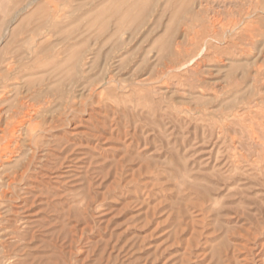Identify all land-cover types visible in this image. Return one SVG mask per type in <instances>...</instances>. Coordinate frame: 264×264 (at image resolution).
<instances>
[{
	"label": "rangeland",
	"instance_id": "obj_1",
	"mask_svg": "<svg viewBox=\"0 0 264 264\" xmlns=\"http://www.w3.org/2000/svg\"><path fill=\"white\" fill-rule=\"evenodd\" d=\"M0 93V264H264V0H0Z\"/></svg>",
	"mask_w": 264,
	"mask_h": 264
},
{
	"label": "bare ground",
	"instance_id": "obj_2",
	"mask_svg": "<svg viewBox=\"0 0 264 264\" xmlns=\"http://www.w3.org/2000/svg\"><path fill=\"white\" fill-rule=\"evenodd\" d=\"M193 2H194V1H193ZM181 3H182V2H181ZM257 4L259 5V1H258ZM199 5H200V4H199ZM179 6H180V5H179ZM227 6H228V5H227ZM221 7H222V6H221ZM219 8H220V7H219ZM248 13H249V11H247V14H248ZM162 17H163V16H162ZM214 17H216V16H214ZM254 19H255V18H254ZM221 20H222V19H221ZM211 22L216 23V22H218V20L216 21V18H214L213 21L211 20ZM245 26H246V25H245ZM245 28H246V27H245ZM175 31H176V30H175ZM250 34H251V33H250ZM171 36H173V35H171ZM251 36H252V35H251ZM169 38H170V37H169ZM197 38H198V37H197ZM248 38H249V37H248ZM169 40H170V39H169ZM166 41H168V40L166 39ZM168 42H169V41H168ZM259 44H260V43H259ZM221 47H222V46H221ZM224 48H225V47H224ZM203 50H204V47L201 48V50L198 52V54H200ZM35 53H36V52H35ZM170 53H171V52H170ZM21 58H22V57H21ZM45 60H46V59H45ZM47 60H48V59H47ZM33 62H34V61H33ZM35 62H36V61H35ZM227 62H228V61H227ZM231 62H232V61H231ZM245 62H246V61H245ZM241 63H242V62H241ZM47 66H48V64H47ZM46 68H47V67H45V68L43 69V75L40 74L41 76H45V75H47V73L44 74V72H47V71H44ZM8 70H9V69H8ZM46 70H47V69H46ZM48 70H49V69H48ZM51 70H52V69H51ZM51 70H50V71H51ZM11 71H12V70H11ZM32 71H36V70H32ZM41 71H42V70H41ZM50 71H49V72H50ZM6 72H7V70L5 71V73H6ZM52 72H53V74H54V71H52ZM8 73H9V71H8ZM50 74H51V73H50ZM50 74H48V76H49L48 81H51L50 79H51V78H54V77H52V76H51V78H50ZM31 75H32V74H31ZM40 75H39V76H40ZM33 76H34V75H33ZM35 76H36V74H35ZM41 76H40V77H41ZM53 76H55V75H53ZM15 77H16V76H14V78H15ZM17 77H18V76H17ZM17 77H16V78H17ZM19 77H20V75H19ZM19 77H18V78H19ZM27 77H28V76H27ZM20 78H23V77H20ZM28 78H29V77H28ZM30 78H31V76H30ZM30 78H29L27 81H31ZM43 78H44V77H42V79H43ZM46 78H47V77H46ZM46 78H44V79H46ZM37 79L39 80L40 78L38 77ZM32 80H34V79H32ZM38 80H37V81H38ZM54 80H56V79H54ZM27 81H26V82H27ZM45 81H46V80H45ZM26 82H24V83H26ZM46 82H47V81H46ZM53 82H54V81H53ZM24 83H22V84H24ZM26 84H30V82H28V83H26ZM26 84H24V85H26ZM37 84L39 85V84H41V83H38V82H37ZM46 84H47V83H46ZM51 84H53V83L51 82ZM34 85H35V84L33 83L32 86L34 87ZM42 85H44V83H42ZM16 86H18V84H17ZM22 86H23V85H22ZM44 86H45V85H44ZM44 86H42V87H44ZM47 86H48V85H47ZM47 86H46V87H47ZM4 87H5V86H4ZM7 87H8V86H6V88H7ZM9 87H11V86H9ZM19 87H20V86H19ZM35 87H36V86H35ZM39 87L41 88V85H40ZM39 87H37V89H39ZM48 87H49V88H50V87L52 88L53 86H50V85H49ZM2 88H3V87H2ZM4 89H5V88H4ZM12 89H14V88H12ZM19 89H20V88H19ZM22 89H23V88H22ZM29 89H30V88L28 87V90H29ZM42 89H43V88H42ZM7 90H11V89L9 88V89H7ZM40 90H41V89H40ZM40 90H39V92H40ZM43 90H44V89H43ZM43 90H42V91H43ZM51 90H52V89H51ZM20 91H21V90H20ZM22 91H23V90H22ZM36 91H37V90H36ZM6 92H7V91H6ZM11 92H12V91H10V93H11ZM30 92H31V91H30ZM49 92H50V91H49ZM51 92H52V91H51ZM8 93H9V92H8ZM16 93H17V92H16ZM25 93H26V92H25ZM27 93H29V92H27ZM27 93H26V94H27ZM42 93H43V92H42ZM42 93H41V95H43ZM1 94H2V93H0V95H1ZM5 94H6V93H4V96H5ZM11 94H12V93H11ZM18 94H19V93H18ZM32 94H33V93H32ZM45 94H46V93H45ZM47 94H48V92H47ZM49 94H50V93H49ZM29 95H30V94H29ZM29 95H26V96L29 97ZM35 95H39V94H35ZM51 95H52V94H51ZM17 96H18V95H17ZM17 96H16V97H17ZM26 96H25V97H26ZM47 96H48V95H47ZM49 96H50V95H49ZM1 97H2V96H1ZM22 97H24V95H22ZM22 97H21V98H22ZM50 97H51V96H50ZM2 98H3V97H2ZM18 98H19V97H18ZM21 98H20V99H21ZM29 98H30V97H29ZM35 98H36V104H37V102H38L39 100H37V97H35ZM13 99H15V98H13ZM24 99H25V98H24ZM24 99H23V100H24ZM26 99L28 100V98H26ZM26 99H25V102H28V101H26ZM30 99H31V98H30ZM16 100H17V101H20V100H18V99H16ZM16 100H15V102H16ZM23 100H22V102L20 101V104H19V102H18V104H19V108H18L17 110L15 109V110H16L17 113H19V114H23V120L21 121V124H23V125L25 126V129H26L27 132H28V131H31V133H32L31 136L33 137V136H34V135H33L34 133H33L32 131H33V130H37L36 125L33 123V118H37V117H38V116L36 115L37 112H36L35 110L32 111V109H31L32 104L30 105V104H28V103H25V102H23ZM33 100H34V97H33ZM30 101H32V100H30ZM45 101L47 102L48 100H45ZM51 101H52V100H51ZM49 102H50V100H49ZM1 103H2V102H1ZM42 103H43V102H42ZM42 103H41V105H42ZM47 103H48V102H47ZM47 103H46V104H47ZM50 103H51V102H50ZM12 104H13V103H12ZM26 104H28V105H26ZM34 104H35V102H34ZM6 105H7V104H6ZM43 105H44V104H43ZM10 106H11V105H10ZM10 106L8 105V107H10ZM14 106H15V105H14ZM14 106H12V108H13ZM35 106H36V105H35ZM49 107H50V106H49ZM44 108H45V107H44ZM13 109H14V108H13ZM45 109H47V108H45ZM45 109H41V108H40V110H45ZM8 110H9V108H8ZM0 111H1V110H0ZM3 112H6V111H3ZM9 112H10V111H9ZM16 112H15V113H16ZM0 113H1V112H0ZM7 113H8V111H7ZM42 113H43V111H42ZM42 113L40 112L41 115H42ZM11 114L14 115V113H12V111H11ZM11 114H10V116H11ZM7 115H9V114H7ZM35 115H36L37 117H36ZM38 115H39V112H38ZM49 115H50V114H49ZM1 116H2V115H1ZM1 116H0V118L2 119ZM5 116H6V115H5ZM34 116H35V117H34ZM13 117H15V116H13ZM40 117H41V116H39V118H40ZM43 117H44V116H43ZM43 117H42V118H43ZM9 118H10V117H9ZM42 118H40V119H42ZM53 118H54V117H53ZM3 119H4V118H3ZM5 119H8V118H5ZM16 119H18V118H16ZM37 119H38V118H37ZM44 119H45V118H44ZM44 119H43V121H44ZM50 119H52V117H51ZM68 119H69V118H68ZM9 120H10V119H9ZM54 120H55V118H54ZM70 120H71V119H70ZM16 121H18V120H16ZM50 121H51V120H50ZM68 121H69V120H68ZM1 122H2V120H1ZM1 122H0V123H1ZM9 122H10V121H8V123H9ZM13 122H15V121H13ZM13 122H12V123H13ZM66 122H67V121H66ZM8 123H7V124H8ZM17 123H18V122H17ZM19 123H20V121H19ZM51 123H52V122H51ZM1 124H2V123H1ZM9 124H10V123H9ZM49 124H50V123H49ZM40 125H41V124H40ZM4 126L6 127V125H4ZM4 126H3V129H4ZM12 126H13V125H12ZM12 126H11V127H12ZM17 126H18V125H17ZM21 126H22V125H21ZM44 126H45V125H43L42 127H44ZM53 126H54V125L52 124V127H53ZM0 127H1V126H0ZM8 127H9V126H8ZM8 127H7V128H8ZM11 127H10V128H11ZM15 127H16V126H15ZM19 127H20V126H19ZM39 127H41V126H39ZM48 127L51 128L50 125H49ZM54 127H55V126H54ZM54 127H53V128H54ZM12 128H13V127H12ZM22 128H23V127H22ZM49 128H48V129H49ZM53 128H51V129H53ZM0 129H2V128H0ZM18 129H19V128H18ZM43 129H44V128H43ZM9 130H10V129H9ZM15 130H16V129H15ZM15 130H14V131H15ZM4 131H5V130H4ZM24 131H25V130H24ZM16 132H17V131H16ZM21 132H22V131H21ZM35 132H36V131H35ZM6 133H7V132H6ZM39 133H40V132H39ZM17 134H18V133H17ZM19 134L22 135V133H19ZM43 134H44V133H43ZM6 135H7V134H6ZM6 135H5V136H6ZM24 135H25V134H24ZM40 135H41V134H40ZM40 135L37 134V132H36V135H35V136H39V137L41 138ZM3 136H4V135H3ZM6 138H7V137H6ZM15 138H16V137H15ZM18 138H19V137H18ZM18 138H17V139H18ZM30 138H31V137H30ZM35 139H36V138H35ZM25 140H26V139H25ZM30 140H31V139H30ZM34 141H35V140H34ZM39 141H40V140H39ZM39 141H37V142L35 141L34 143L36 144V143H38ZM10 142H11V141H10ZM15 142L17 143L18 141H15ZM30 142H31V141H30ZM23 143H24V142H23ZM34 143H32V144H34ZM39 144H40V143H39ZM39 144H38V145H39ZM46 144H47V143H46ZM11 145H12V144H11ZM16 145H17V144H16ZM24 145H25V144H24ZM33 146H34V145H33ZM35 147H36V145H35ZM38 147H39V146H38ZM41 147H42V146H41ZM15 148H16V147H15ZM23 148H24V147H23ZM25 148H26V147H25ZM36 149H38V148H36ZM12 150L15 151L14 149H12ZM19 150H20V149H19ZM27 150H29V149H27ZM39 150H40V149H39ZM42 150H43V149H42ZM23 151H24V149H23ZM44 151H45V150H44ZM25 152H26V151H25ZM28 152H29V151H28ZM28 152H27V153H28ZM32 152H33V150H32ZM34 152H35V151H34ZM42 152H43V151H42ZM42 152H39V153H42ZM46 152H47V151H46ZM11 153H12V152H11ZM20 153H21V152H20ZM30 153H31V152H30ZM39 153H38V154H39ZM43 153H45V152H43ZM14 154H15V153H14ZM16 154H17V153H16ZM21 154H22V153H21ZM23 154H24V156H25V153H24V152H23ZM34 154H35V153H34ZM11 155H12V154H11ZM19 156H21V155H19ZM27 156H28V155H27ZM33 156H34V155H33ZM40 156H41V154H40ZM46 156H47V155H46ZM13 157H14V156H13ZM37 157H38V156H37ZM41 157H42V156H41ZM25 158H26V157H25ZM29 158H30V157H29ZM29 158H28V159H29ZM35 158H36V157H35ZM38 158H39V157H38ZM44 158H45V157H44ZM36 159H37V158H36ZM42 159H43V158H42ZM42 159H40V160H42ZM33 161H34V160H33ZM13 162H14V161H13ZM27 162H28V160H27ZM31 162H32V160H31ZM38 162H39V160H38ZM42 162H43V161H42ZM11 163H12V162H11ZM44 163H45V162H44ZM44 163H43V164H44ZM30 164H31V163H30ZM30 164H29V165H30ZM32 164H33V163H32ZM32 164H31V165H32ZM6 165H7V164H6ZM10 165H11V164H10ZM16 165H17V164H16ZM40 165H41V164H40ZM66 165H67V164H66ZM26 166H27V165H26ZM42 166H43V165H42ZM34 168H35V167H34ZM36 168H37V167H36ZM6 169H7V168H6ZM24 169H25V168H24ZM28 169H29V167H28ZM30 169H31V167H30ZM26 170H27V169H26ZM7 171H8V170H7ZM27 171H29V170H27ZM27 171H26V172H27ZM19 173H20V171H19ZM13 174H14V173H13ZM16 174H17V173H16ZM25 174H26V173H24V175H25ZM14 175H15V174H14ZM14 175H13V176H14ZM13 176H11V177H13ZM69 176H71V175H69ZM22 177H23V176H22ZM12 179H13V178H12ZM16 179H17V177H16ZM20 179L22 180L23 178H20ZM13 182H14V181H13ZM10 183H11V181H10ZM42 183H43V182H42ZM5 184H6V183H5ZM23 184H24V183H23ZM9 185H10V184H9ZM10 186H11V185H10ZM6 187H7V186H6ZM11 187H12V186H11ZM0 188H1V187H0ZM1 191H2V189H1ZM7 191H8V190H7ZM15 193H16V192H15ZM21 198H22V197H21ZM23 200H24V199H23ZM20 208H21V207H20ZM38 209H39V208H38ZM26 241H27V240H26ZM9 257H10V256H9ZM12 258H13V257H12ZM2 259H3V258H2ZM6 259H7V258H6ZM6 259H4V260H6ZM2 261H3V260H2Z\"/></svg>",
	"mask_w": 264,
	"mask_h": 264
}]
</instances>
